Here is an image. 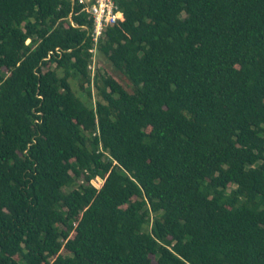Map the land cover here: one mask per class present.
<instances>
[{"label":"trees","instance_id":"trees-1","mask_svg":"<svg viewBox=\"0 0 264 264\" xmlns=\"http://www.w3.org/2000/svg\"><path fill=\"white\" fill-rule=\"evenodd\" d=\"M77 1L0 0V264H264V0H116L94 76Z\"/></svg>","mask_w":264,"mask_h":264},{"label":"built area","instance_id":"built-area-1","mask_svg":"<svg viewBox=\"0 0 264 264\" xmlns=\"http://www.w3.org/2000/svg\"><path fill=\"white\" fill-rule=\"evenodd\" d=\"M75 1V0H72ZM88 19L92 22L88 32L91 48V61L88 69L94 76L97 65V48L106 28L115 25L122 16L116 0H78Z\"/></svg>","mask_w":264,"mask_h":264},{"label":"rangeland","instance_id":"rangeland-1","mask_svg":"<svg viewBox=\"0 0 264 264\" xmlns=\"http://www.w3.org/2000/svg\"><path fill=\"white\" fill-rule=\"evenodd\" d=\"M100 65H102L106 70L110 71L112 74L116 75L118 78L121 79V83L122 84H127L126 80L120 75L118 74L116 71H114L111 67V65L107 62V60L105 58H100L99 59ZM123 80V81H122ZM71 87L75 93V95L81 99L84 103H87L88 105H92V102H90L84 95V92L81 90V88L79 87V83L77 81H71ZM128 88V87H127ZM93 184L96 187H99L101 182L97 180L93 181Z\"/></svg>","mask_w":264,"mask_h":264}]
</instances>
